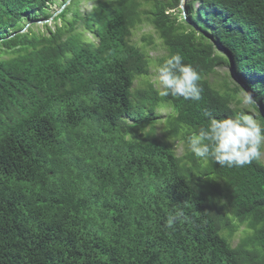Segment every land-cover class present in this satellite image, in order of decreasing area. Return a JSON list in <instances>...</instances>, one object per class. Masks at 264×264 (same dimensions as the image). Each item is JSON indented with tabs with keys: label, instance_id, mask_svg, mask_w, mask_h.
<instances>
[{
	"label": "trees",
	"instance_id": "obj_1",
	"mask_svg": "<svg viewBox=\"0 0 264 264\" xmlns=\"http://www.w3.org/2000/svg\"><path fill=\"white\" fill-rule=\"evenodd\" d=\"M78 1L44 34L53 0H0V264H264V163L222 168L185 143L245 112L241 89L264 127V0H194L193 18L188 1L180 19L178 0ZM144 20L167 51L159 66L179 53L199 72V101L133 90L153 46L130 40ZM223 64L222 92L209 77Z\"/></svg>",
	"mask_w": 264,
	"mask_h": 264
},
{
	"label": "clouds",
	"instance_id": "obj_2",
	"mask_svg": "<svg viewBox=\"0 0 264 264\" xmlns=\"http://www.w3.org/2000/svg\"><path fill=\"white\" fill-rule=\"evenodd\" d=\"M157 77L163 88L161 96L201 99L200 74L191 64L183 63L179 53L164 60L157 68ZM248 100L253 102L251 96ZM185 143L187 150L198 159L214 161L222 168L243 167L258 161L264 154V127L245 112L222 119L211 117L207 127L192 131ZM182 215V212L170 215L166 226L172 227Z\"/></svg>",
	"mask_w": 264,
	"mask_h": 264
},
{
	"label": "rangeland",
	"instance_id": "obj_3",
	"mask_svg": "<svg viewBox=\"0 0 264 264\" xmlns=\"http://www.w3.org/2000/svg\"><path fill=\"white\" fill-rule=\"evenodd\" d=\"M189 1V2H188ZM189 3L190 7L192 8V15L191 17H195V12L197 10V7L199 5L198 1L194 0H178L176 2V7L171 10L174 15L178 16L180 19L181 16L187 17V14L184 10L185 3ZM93 3L89 0H79L76 4V8L80 12H84L85 10L91 9ZM63 0H53L52 4L49 6V9L47 10V14L50 15L48 19H43V17H39L37 21H35L34 31H40L41 33L47 34L49 30H54L56 24H60V21L55 19L57 13H59L63 9ZM170 11V12H171ZM25 26L22 29L23 31H26V29L30 26V22L23 21ZM142 36H148L152 38V45H148L147 53L148 57L150 58V64L148 69V74L146 76H140L137 77L133 83V90L143 88L148 83H152L153 86L161 92L163 90L162 86L159 84L158 77H157V68L159 67L158 60L162 57H165L167 54L166 49L161 43L160 38L158 37L156 31L150 25L148 22H145V20L136 28L132 30V35L130 37L131 42L136 44H141L142 42ZM85 39L88 40H94V37L88 33L87 31L84 32ZM232 70L230 64H223L219 65L215 68V71L212 75L209 77V81L212 84L214 88L220 91L225 90V86L227 89H230L234 86V80L231 76ZM249 94L245 89H241L238 94L235 97V101L233 102V105H236V107L240 108L241 110L245 111L247 114L251 115L254 120L256 121V115L257 112L254 110V108L249 103ZM239 100L237 103L236 101ZM170 109L167 107H161L157 110V113L159 115V118L161 119L158 125L156 126V135L159 137L164 136V131L162 130L161 122L164 121L166 116L169 114ZM175 150L176 154L178 156H181L184 153V143L180 140H177L175 142ZM262 152H264V148H262ZM260 160L264 163V154L261 155ZM239 238V234H236L235 237L232 239L231 244L232 246H235L237 244V240Z\"/></svg>",
	"mask_w": 264,
	"mask_h": 264
}]
</instances>
